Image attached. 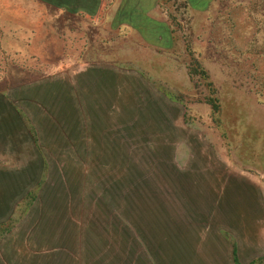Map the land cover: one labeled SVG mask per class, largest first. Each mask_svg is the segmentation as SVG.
I'll return each instance as SVG.
<instances>
[{
    "label": "rangeland",
    "instance_id": "1",
    "mask_svg": "<svg viewBox=\"0 0 264 264\" xmlns=\"http://www.w3.org/2000/svg\"><path fill=\"white\" fill-rule=\"evenodd\" d=\"M76 62L124 72L85 95ZM45 81L46 264H226L199 242L264 208V0H0V92Z\"/></svg>",
    "mask_w": 264,
    "mask_h": 264
},
{
    "label": "crops",
    "instance_id": "2",
    "mask_svg": "<svg viewBox=\"0 0 264 264\" xmlns=\"http://www.w3.org/2000/svg\"><path fill=\"white\" fill-rule=\"evenodd\" d=\"M76 64L75 75L84 76L85 85L79 86L85 95L94 88L107 94L112 72H124L113 67L105 69L110 75H101L93 67L85 76L88 67ZM41 84L38 89V84L21 83L0 92V264H46V81ZM237 176L229 175V190L236 192L250 182L258 191L257 178ZM223 214L230 232L226 226L219 228L215 239L200 241V247L218 249L226 264H249L263 257L264 208L258 196L230 201ZM193 249V243L186 244L182 254L193 252L196 257Z\"/></svg>",
    "mask_w": 264,
    "mask_h": 264
},
{
    "label": "trees",
    "instance_id": "3",
    "mask_svg": "<svg viewBox=\"0 0 264 264\" xmlns=\"http://www.w3.org/2000/svg\"><path fill=\"white\" fill-rule=\"evenodd\" d=\"M190 74H195V71L190 69ZM201 74L203 75L204 72L202 71ZM207 104L210 105L211 110H212L213 113H218L219 112V105H218V102H217L216 99H214V98L210 99V101H207ZM236 262H237V260H236ZM249 264H264V257L258 258V259L252 261Z\"/></svg>",
    "mask_w": 264,
    "mask_h": 264
}]
</instances>
